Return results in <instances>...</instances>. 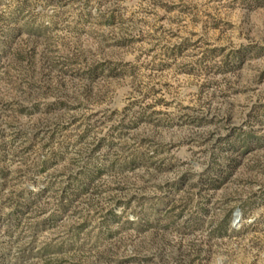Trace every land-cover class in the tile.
<instances>
[{"label":"rangeland","instance_id":"rangeland-1","mask_svg":"<svg viewBox=\"0 0 264 264\" xmlns=\"http://www.w3.org/2000/svg\"><path fill=\"white\" fill-rule=\"evenodd\" d=\"M0 264H264V0H0Z\"/></svg>","mask_w":264,"mask_h":264},{"label":"water","instance_id":"water-1","mask_svg":"<svg viewBox=\"0 0 264 264\" xmlns=\"http://www.w3.org/2000/svg\"><path fill=\"white\" fill-rule=\"evenodd\" d=\"M239 222V219L235 220V224Z\"/></svg>","mask_w":264,"mask_h":264}]
</instances>
